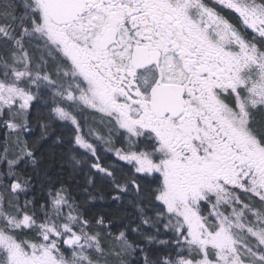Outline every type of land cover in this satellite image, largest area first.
<instances>
[{"label": "snow or ice", "instance_id": "6c2138e0", "mask_svg": "<svg viewBox=\"0 0 264 264\" xmlns=\"http://www.w3.org/2000/svg\"><path fill=\"white\" fill-rule=\"evenodd\" d=\"M0 130V264H264V0H0Z\"/></svg>", "mask_w": 264, "mask_h": 264}, {"label": "trees", "instance_id": "16d2710c", "mask_svg": "<svg viewBox=\"0 0 264 264\" xmlns=\"http://www.w3.org/2000/svg\"><path fill=\"white\" fill-rule=\"evenodd\" d=\"M17 3H19V0H16ZM59 131H63L66 135V137L69 135L66 133L65 129H59ZM38 134V133H37ZM3 138V130H0V140H2ZM66 151V149H65ZM109 162V163H119L116 158L111 154V153H106L104 154V156H102V162ZM3 166L0 165V168H2ZM30 171V169H29ZM87 171V168H85V172ZM56 173V169H52L50 174H55ZM62 179H65L73 188V191L79 196L80 195V189L82 187H84L85 185L83 184V177L82 175H77L75 178H71V176L69 175V171L65 170L61 176ZM39 195V193H37ZM97 203V208H94L93 210H98L101 206L104 207V209L106 210V205L107 202L105 201H98Z\"/></svg>", "mask_w": 264, "mask_h": 264}, {"label": "rangeland", "instance_id": "374dc122", "mask_svg": "<svg viewBox=\"0 0 264 264\" xmlns=\"http://www.w3.org/2000/svg\"><path fill=\"white\" fill-rule=\"evenodd\" d=\"M65 130H66V133L69 134V133H68V130H67V129H65Z\"/></svg>", "mask_w": 264, "mask_h": 264}]
</instances>
